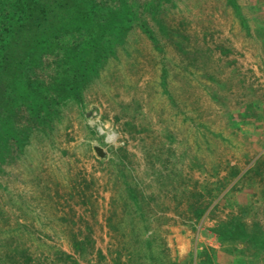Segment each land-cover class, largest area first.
<instances>
[{
    "label": "rangeland",
    "instance_id": "rangeland-1",
    "mask_svg": "<svg viewBox=\"0 0 264 264\" xmlns=\"http://www.w3.org/2000/svg\"><path fill=\"white\" fill-rule=\"evenodd\" d=\"M128 3L88 78L33 67L53 104L0 161V264H264V0Z\"/></svg>",
    "mask_w": 264,
    "mask_h": 264
},
{
    "label": "trees",
    "instance_id": "trees-1",
    "mask_svg": "<svg viewBox=\"0 0 264 264\" xmlns=\"http://www.w3.org/2000/svg\"><path fill=\"white\" fill-rule=\"evenodd\" d=\"M118 1L105 9L98 0H0V161L12 152V141L23 144L24 130L14 125L23 107L39 121L51 113L53 99L33 90L36 61L58 52L62 66L72 67V83L88 78L138 17L128 0ZM142 26L154 36L147 22Z\"/></svg>",
    "mask_w": 264,
    "mask_h": 264
},
{
    "label": "water",
    "instance_id": "water-1",
    "mask_svg": "<svg viewBox=\"0 0 264 264\" xmlns=\"http://www.w3.org/2000/svg\"><path fill=\"white\" fill-rule=\"evenodd\" d=\"M96 151L101 157L105 156V152L103 151L101 147H96Z\"/></svg>",
    "mask_w": 264,
    "mask_h": 264
},
{
    "label": "bare ground",
    "instance_id": "bare-ground-1",
    "mask_svg": "<svg viewBox=\"0 0 264 264\" xmlns=\"http://www.w3.org/2000/svg\"><path fill=\"white\" fill-rule=\"evenodd\" d=\"M109 139V138H108Z\"/></svg>",
    "mask_w": 264,
    "mask_h": 264
}]
</instances>
